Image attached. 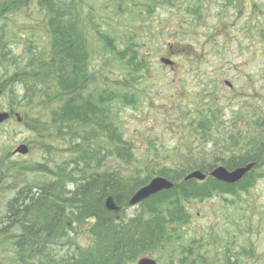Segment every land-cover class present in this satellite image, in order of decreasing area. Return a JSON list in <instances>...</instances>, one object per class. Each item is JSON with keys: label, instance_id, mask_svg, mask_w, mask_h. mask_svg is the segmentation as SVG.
<instances>
[{"label": "trees", "instance_id": "1", "mask_svg": "<svg viewBox=\"0 0 264 264\" xmlns=\"http://www.w3.org/2000/svg\"><path fill=\"white\" fill-rule=\"evenodd\" d=\"M119 2L116 0L112 13L128 14L134 23L142 21L141 36L145 38L152 34L157 38L158 29L164 30L150 21L157 9L175 5L180 20L174 21L182 29L179 40L205 23V19L197 23L189 17L202 18L206 2L207 10L211 4L218 6L216 0ZM245 3L237 0L233 6L238 13H226L224 18L231 21L230 16H236L239 21ZM94 4L90 0H0L2 95L22 114L23 123L18 125L33 134L26 142L31 147L39 144L36 148L43 150L41 160L28 165L12 160L11 148L0 149V175L7 181L0 188V256L4 264H136L139 258L156 254L165 257L167 264H243L244 258L250 259L244 264H264L256 248H244L241 253L227 248L224 257L218 258L223 263L209 262L202 249H194L202 242H186L183 232L193 219L191 204L216 197L228 200L227 195L234 197L229 208L240 205L251 213L242 220L264 222L255 205L242 198L243 192L264 178V110L244 102L236 113L231 109L233 114L226 122L213 97L220 89L216 75L209 81L198 76L201 91L185 102L183 97L190 95L186 81L175 97L151 95L152 89L140 86L139 69L148 67V61L138 53V43L111 36L113 27L101 23L103 7L97 5L101 7L98 12ZM262 7L255 3L242 30L248 31L247 39H258L264 51ZM20 15L26 21L17 22ZM165 22L169 23L167 19L160 23ZM223 29L217 26L209 31L206 44L212 52L221 50L214 39L229 35ZM239 43L242 46L243 41ZM190 47L187 45L186 68L199 69L200 51L192 52ZM100 49L107 56H99ZM166 53L170 55L169 50ZM109 55L117 67L125 68L124 74L116 77L114 70H106ZM137 71L136 81L133 74ZM197 96L202 103L198 108L193 106ZM163 98L170 100L165 116L179 136L173 146L162 139L159 143L157 136L142 130L129 131L122 116L123 109L132 107L138 116L155 113L158 117L155 110ZM147 102L150 114L144 113L143 103ZM192 135L200 141L198 146L194 147L197 140ZM62 138L69 140L66 151L71 157L59 160L50 149L52 140ZM250 162H255L254 167L237 183L212 176L203 181L184 179L193 169L207 173L218 165L235 169ZM156 175L171 179L174 187L151 195L130 212L134 193ZM108 196L115 198L119 211L106 207ZM258 226L247 225L251 232L260 231Z\"/></svg>", "mask_w": 264, "mask_h": 264}, {"label": "rangeland", "instance_id": "2", "mask_svg": "<svg viewBox=\"0 0 264 264\" xmlns=\"http://www.w3.org/2000/svg\"><path fill=\"white\" fill-rule=\"evenodd\" d=\"M95 1H97V4ZM131 1L132 0H127L126 3H129L127 5L133 4ZM230 1L216 0L218 6L211 4L208 10V2H206V5L204 4L203 7L202 18L189 17L190 20L193 19L197 23L199 20L205 19V23L197 27L194 31H191V35H187L183 40L177 38L179 30L182 31L181 27L176 23L180 20L176 15L178 14L177 7H175V5L174 7H159L151 16L150 21L153 22L154 25L161 26L164 30L158 29L161 32L157 33L156 39L155 34L146 38L144 36V43L147 44V47L141 50L137 48L138 53L143 58H147L148 61V67L143 70L139 69V71H141L139 74V81H141L140 86H144L146 90L149 88L152 89L151 95L153 96L172 95L171 97H175L176 95L174 94L176 90H181L186 81V91L190 95H185L183 97L185 98V102L189 96L197 95L201 91L199 85L200 78L198 76L201 75L202 80L205 79V81H209L212 76L216 75V77L219 78L220 89L218 94L213 95V97L219 106L222 107L225 115L224 120L226 122H228L227 120L233 112L236 113L238 111L239 106L244 102H246V105L261 107L264 110V51H261L263 44L255 37L247 39L249 35L248 31L242 30V25L247 22L245 19H247L246 17L249 12H251L250 7H243V14L239 21L235 20L236 16H230L231 21H229L227 17L224 18L226 13H229V15L238 13V10L233 6L237 4V0H233V2H231L232 5H228ZM258 1L264 3V0ZM90 2H92V4L95 3L94 10L98 12H100L101 8L98 7H103L102 12L104 21H101L102 26L109 23L111 27L115 28L118 32V40L124 37L123 39L125 41L131 40L133 43L142 42L141 35L143 31H141V28L143 29V22H131V18L128 14H116L115 16L112 12L116 0H90ZM120 3L121 0L119 4ZM138 6H142V4ZM143 8H146V5H144ZM166 19L169 23H160L162 20ZM24 20L25 17L20 15L17 22H24ZM223 24H228V28H225ZM217 26L224 28L223 32L225 31V35H229L225 37L217 36L214 40L218 42L219 45H216V47L221 50L220 52H212L213 50H210L209 43L206 44V42L209 38V31H214ZM187 28L190 29L189 22ZM239 40L243 41L242 46H240ZM178 43L179 46H177ZM187 45H191L189 49H191L192 52L194 51L197 53L196 49H199V56L202 57L198 61V65L200 66L199 69L186 68L188 62L187 54H189L187 52ZM203 47H205V49L202 50ZM170 48L175 50V52L170 50ZM168 50L170 51V55L177 62L175 69L166 67L160 62V57L165 56ZM98 53L101 57L107 56V51H102V49H100ZM112 55L114 54L112 53ZM108 61L110 67L106 69L107 71L114 70L116 77L125 73V68L117 67L111 55H109ZM139 71L133 74L136 81ZM220 71H224L223 75H217ZM2 75L0 70V78H2ZM225 80H230L233 83V89H230L225 84ZM201 84L203 88H207L205 83ZM7 98H9L7 95L1 96L0 101L2 103L1 105L8 108L10 104L7 102ZM208 99L209 98L206 97L205 102H207ZM168 101L170 100L163 98V102L160 101L157 105L155 111H157L158 117L155 116V113H151L152 111L148 106V102L143 103L145 107L144 113H151L150 116L146 118H144L142 114L138 116L132 107L123 109L122 116L126 117L125 124L127 129L129 131H136V129H139L144 133L157 136L159 143L162 139L168 146L175 145L176 141L178 142L179 140V136L177 131H173L170 128L166 118V109H168L166 104H168ZM180 104L183 106L182 102H180ZM201 104L197 96L193 101V106L197 105L198 108ZM197 108L190 109L195 110ZM231 109L233 112L230 114ZM116 115L120 117L119 113ZM174 116L176 117V115ZM188 116L190 115L187 114L186 118ZM156 119H158L159 122H157ZM1 130L3 135L0 136V149H7V147L10 146L13 151L19 144L27 143L26 139L33 136L25 126L18 125L16 120L2 123ZM142 138L144 137L142 136ZM192 140H197V136L192 135ZM66 143L69 144V140L63 138L52 140L53 149L50 150L56 159L64 160L71 157V154L66 151L68 147ZM199 144L200 141L197 140L194 147ZM37 145L34 147L30 146V152L27 155L17 154L12 156V160H20L28 165H33V163L41 160L43 156V150L36 148ZM197 148L195 149V153H198L196 151ZM30 175L32 174L30 173ZM16 179L18 178H13L14 181H16ZM13 194L12 192L11 195ZM225 197L228 200H225L224 197H216L211 200L197 201L191 204L193 219L189 225L183 228V232L186 236L185 241L188 243L194 240L201 241V245L195 246L194 249L196 248V251L202 249V254L209 262L216 260L217 263H223L224 259L220 261L218 258H221V256L222 258L224 257L222 253L227 250V248L231 249V253H241L244 248L252 250L256 248L258 251L257 254L264 257V244L259 245L260 241H264V222L261 223L257 218H254L253 221L242 220L241 218L251 213L241 210L240 205L237 206L233 204V207L229 208L228 205H230L234 197L229 195ZM242 198L246 203H253V205H255L254 209H256V214L262 217L264 221V178L258 180L256 185L250 188L248 192H243ZM247 206L249 207V205ZM137 208L139 207L133 206L129 211H136ZM252 222L254 225H260L258 226L261 227L260 231L251 232L252 230H250L247 225ZM227 241L233 244H227ZM252 250L251 252L253 253ZM152 256L157 258L159 264H167L165 257L158 254ZM0 257V262L4 264L3 261L5 259L2 256ZM244 262H250V259L244 258ZM177 264H179V262H177Z\"/></svg>", "mask_w": 264, "mask_h": 264}, {"label": "water", "instance_id": "3", "mask_svg": "<svg viewBox=\"0 0 264 264\" xmlns=\"http://www.w3.org/2000/svg\"><path fill=\"white\" fill-rule=\"evenodd\" d=\"M162 61L166 64H173V61L169 58H162ZM229 85L231 82L227 81ZM8 112L0 113V122H3L6 118H8ZM20 120V118H19ZM15 152H20L26 154L29 152V147L26 144H21ZM255 165V162H250L247 165L239 166L233 170H229L227 167L220 165L214 168L211 171V176L216 178L217 180L228 182V183H236L240 181ZM206 174L201 170H195L186 176V180L188 179H198L203 180L206 178ZM174 186V182L167 179L166 177H155L153 178L147 185L141 187L130 199L129 203L131 205H135L147 198L151 195H154L164 189H171ZM106 207L109 210L119 211L120 205L116 202L113 196H108L106 199ZM137 264H158L155 258L144 256L138 260Z\"/></svg>", "mask_w": 264, "mask_h": 264}, {"label": "flooded vegetation", "instance_id": "4", "mask_svg": "<svg viewBox=\"0 0 264 264\" xmlns=\"http://www.w3.org/2000/svg\"><path fill=\"white\" fill-rule=\"evenodd\" d=\"M0 106H1V104H0ZM3 109L4 110H8L11 113L10 116H9L8 122L9 121H15L16 120V118H15V113L16 112L14 111L13 108H11L10 106H8V108L7 107H3ZM0 110H1V107H0ZM2 178H4V177H1V175H0V188H1V186H3V185L6 184L5 182H7L6 179H2ZM8 182H9V180H8Z\"/></svg>", "mask_w": 264, "mask_h": 264}, {"label": "bare ground", "instance_id": "5", "mask_svg": "<svg viewBox=\"0 0 264 264\" xmlns=\"http://www.w3.org/2000/svg\"><path fill=\"white\" fill-rule=\"evenodd\" d=\"M111 31V36H113L115 39H117V36H118V32L115 30V28H110L109 29ZM156 39V38H155ZM141 40L142 42L141 43H138V48L141 50L145 47H147V44L144 43V36H141ZM146 57V56H145ZM163 56L160 57V59L162 58ZM66 145H69L66 143ZM130 204V203H129ZM131 205V204H130ZM133 206V205H131Z\"/></svg>", "mask_w": 264, "mask_h": 264}]
</instances>
